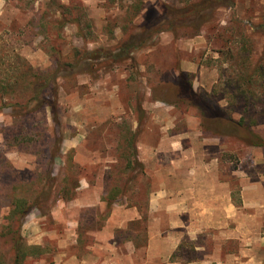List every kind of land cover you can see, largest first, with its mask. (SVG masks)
I'll return each instance as SVG.
<instances>
[{"label": "rangeland", "instance_id": "1", "mask_svg": "<svg viewBox=\"0 0 264 264\" xmlns=\"http://www.w3.org/2000/svg\"><path fill=\"white\" fill-rule=\"evenodd\" d=\"M47 1L0 0V82L27 63L33 68L49 67L52 44L65 51L73 46L113 49L129 32L141 33L146 20L162 12L163 4L180 8L200 0H137L142 7L135 19L138 25L125 33L121 29L122 18L135 0H74L85 7L93 21L92 34L87 38L77 36L73 24L62 30V36L51 25L47 35L29 29V19ZM261 22L264 0H224L197 28L179 27L175 32L167 29L155 33L145 45L133 50L132 59L115 63L109 69L99 65L97 75L81 73L73 79H60L58 112L63 136L59 142L61 153L53 164L55 191L49 201L25 217L22 226L26 241L42 243L46 253L29 257L26 264H80L83 258L90 264H170L167 261L172 257L159 249L168 247L169 252L171 244L163 247L156 239L159 248L149 250L148 233L146 244L136 236L143 228L148 230L150 224L146 199L154 179L128 165L119 143L125 134L135 132L138 155L140 140L154 143L164 131L214 134L201 129L197 104L209 106L211 113H219L217 105L236 120L243 117L248 123L256 121L252 130L264 136V117L260 113L264 106V60L248 82L238 76L241 67L236 65L249 50L264 54V31L256 27ZM178 68L187 74L186 78ZM188 80L195 94L188 89ZM240 84L245 93L239 92ZM16 91L18 98L26 97L21 84ZM166 96L172 102L162 100ZM10 109L0 110V232L13 197L30 180L32 172L42 164L49 168L47 160L53 146L48 108L18 122H13ZM220 136L229 149L238 147L235 137ZM238 142L240 149V139ZM248 146L251 145L245 143L242 151L246 168L251 167L253 154ZM227 154L230 153H224L223 160L228 159L229 165L235 166V159ZM84 182L90 184L88 190L81 189ZM72 183L78 187L74 198L67 201L61 197V189ZM115 186L121 190L115 193L108 213L106 199ZM80 197L95 203L80 207ZM134 203L143 212L140 224L134 223L137 219L125 220L123 209ZM159 215L164 228L168 221L164 214ZM129 235L134 239H129ZM182 239L183 250L174 258L178 264H196L194 260L204 252L211 253L212 258L198 264H264L253 260L248 245L238 256L221 258L219 251H214L218 239L208 231L194 240L188 234ZM8 240L0 238L1 264L12 263ZM134 240L143 245L136 246ZM195 244L203 247L199 253ZM227 248L234 252L237 245L228 242Z\"/></svg>", "mask_w": 264, "mask_h": 264}, {"label": "trees", "instance_id": "2", "mask_svg": "<svg viewBox=\"0 0 264 264\" xmlns=\"http://www.w3.org/2000/svg\"><path fill=\"white\" fill-rule=\"evenodd\" d=\"M139 2L135 0L122 18L121 29L124 33L129 31L132 26L135 28L138 25L135 19L142 13V7ZM220 4L223 5L224 0H200L180 8H173L163 4L162 12H156L152 18L146 20L141 33L129 32L126 34V38L118 42L113 49H80L77 46H73L70 50L65 51L62 46L52 44L50 47L51 65L49 67L33 68L27 63L4 77V80L0 82V110L4 107L11 108L13 122H18V120L28 118L33 113L48 108L53 124V146L50 149L49 159L47 160L49 168L42 167V164L41 166L38 165L39 167L32 172L30 180L25 182L24 186L13 197L7 222L2 226L3 230L0 232V238L7 237L11 243L13 253L11 264H26L29 257H40L46 253L44 245L30 244L26 241L22 234V226L25 217L34 208H40L49 201L55 191V177L52 174L53 164L56 157L61 153L59 142H61L63 136L58 112L60 79H73L81 73L95 75L99 65L109 69L115 63L132 59L133 50L145 45L153 34L167 29L175 32L179 27L197 28L208 20L210 13ZM68 24L75 25L76 35L82 38H87L88 35H91L94 28L93 21L87 15L85 7L80 6V3L74 0L68 4L59 0H48L46 3L39 5L34 17L28 21V28L37 29L39 33L47 35V27L51 25V29L56 30L58 35L62 36V30ZM128 24L132 25L129 27ZM256 27L264 31V22L259 23ZM263 60L264 54L256 55L252 50H249L248 55L242 57L241 61L238 60L236 62V65L241 67V73L238 76L246 79L244 80L246 82L250 81L254 73L261 69ZM178 71L182 77H187L183 70L178 68ZM187 83L190 92L195 94L192 82L188 80ZM20 84L27 91L24 99L17 97L16 87ZM241 84L238 90L245 93V89ZM157 98L161 99L159 96ZM162 100L172 102L167 96L163 97ZM173 102H176V100H173ZM197 108L201 114L199 124L202 130L235 137L251 146H264V136L252 130V126L257 124L256 121L252 120L251 123H248L243 117L236 120L227 114L225 109L219 108L217 105L216 109L219 113H211L212 109L202 104H197ZM139 110L142 111L141 106H139ZM260 113L264 117V106L261 108ZM29 139L32 140V138H27V140ZM134 140L135 132H130V134H125L119 146L124 149L123 152L127 155L128 165L133 168L138 167L142 173H145L144 166L136 155ZM131 157H134V162H132ZM36 181L39 182L38 185H36ZM77 187L76 183H72L69 187H63L61 189V197L67 201L72 200ZM119 190L121 189L117 186L113 187L110 196L106 199L108 213L111 211L115 193ZM142 219H138L134 223L140 224ZM136 236L142 237L143 244H146L148 238L147 228H143L142 233ZM132 237L134 236L129 235V239L133 240L134 238ZM184 243L182 242L172 255L173 260L183 250ZM134 244L136 246L143 245L142 243H136L135 240Z\"/></svg>", "mask_w": 264, "mask_h": 264}, {"label": "crops", "instance_id": "3", "mask_svg": "<svg viewBox=\"0 0 264 264\" xmlns=\"http://www.w3.org/2000/svg\"><path fill=\"white\" fill-rule=\"evenodd\" d=\"M204 134L164 131L154 143H138V160L144 172L154 179L146 199L147 213L151 215L147 230L149 250L159 248L156 239L163 247L171 244L169 252L168 247L159 249L171 258L185 234L194 240L208 231L218 239L214 251H219L221 258L238 256L248 245L253 260L264 263V146H248L253 154L251 167L246 168L244 142L240 141L239 149L236 139L238 147L229 149L221 141L222 136ZM224 153H230L227 155L235 159V166H230L228 159L223 160ZM89 188L88 182L81 186L83 190ZM98 201L102 202L100 197ZM94 203L80 197V207ZM128 206L123 209L126 221L143 217L137 203ZM159 213L168 221L164 228ZM228 242L237 245L236 251L228 250ZM194 248L199 253L203 247L195 244ZM207 257L211 259V253L204 252L194 262L207 263ZM167 262L178 264L177 259ZM80 264L90 261L83 258Z\"/></svg>", "mask_w": 264, "mask_h": 264}]
</instances>
